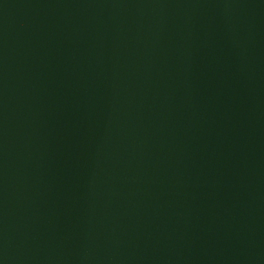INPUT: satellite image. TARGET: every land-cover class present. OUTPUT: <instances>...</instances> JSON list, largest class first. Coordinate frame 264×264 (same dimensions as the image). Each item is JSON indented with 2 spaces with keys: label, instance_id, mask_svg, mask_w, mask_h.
Listing matches in <instances>:
<instances>
[{
  "label": "water",
  "instance_id": "1",
  "mask_svg": "<svg viewBox=\"0 0 264 264\" xmlns=\"http://www.w3.org/2000/svg\"><path fill=\"white\" fill-rule=\"evenodd\" d=\"M0 264H264V0H0Z\"/></svg>",
  "mask_w": 264,
  "mask_h": 264
}]
</instances>
